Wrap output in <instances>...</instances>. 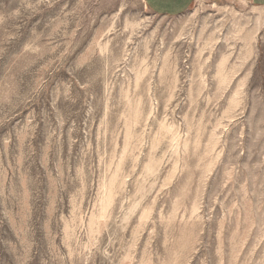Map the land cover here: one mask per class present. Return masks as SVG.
Returning <instances> with one entry per match:
<instances>
[{
	"label": "rangeland",
	"instance_id": "rangeland-1",
	"mask_svg": "<svg viewBox=\"0 0 264 264\" xmlns=\"http://www.w3.org/2000/svg\"><path fill=\"white\" fill-rule=\"evenodd\" d=\"M0 264H264V7L0 0Z\"/></svg>",
	"mask_w": 264,
	"mask_h": 264
},
{
	"label": "crops",
	"instance_id": "crops-1",
	"mask_svg": "<svg viewBox=\"0 0 264 264\" xmlns=\"http://www.w3.org/2000/svg\"><path fill=\"white\" fill-rule=\"evenodd\" d=\"M194 0H145L148 9L154 14L177 16L190 9ZM253 6L264 7V0H249Z\"/></svg>",
	"mask_w": 264,
	"mask_h": 264
}]
</instances>
